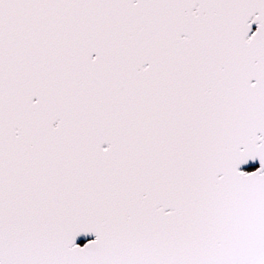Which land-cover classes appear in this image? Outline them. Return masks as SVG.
I'll list each match as a JSON object with an SVG mask.
<instances>
[{"label":"snow or ice","instance_id":"1","mask_svg":"<svg viewBox=\"0 0 264 264\" xmlns=\"http://www.w3.org/2000/svg\"><path fill=\"white\" fill-rule=\"evenodd\" d=\"M0 264H264V0H0Z\"/></svg>","mask_w":264,"mask_h":264},{"label":"water","instance_id":"2","mask_svg":"<svg viewBox=\"0 0 264 264\" xmlns=\"http://www.w3.org/2000/svg\"><path fill=\"white\" fill-rule=\"evenodd\" d=\"M78 243H81L82 244L83 243V240L78 241Z\"/></svg>","mask_w":264,"mask_h":264}]
</instances>
